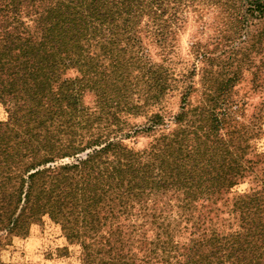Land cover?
I'll use <instances>...</instances> for the list:
<instances>
[{
    "label": "trees",
    "instance_id": "1",
    "mask_svg": "<svg viewBox=\"0 0 264 264\" xmlns=\"http://www.w3.org/2000/svg\"><path fill=\"white\" fill-rule=\"evenodd\" d=\"M218 4L225 7L231 28L220 29L213 38L216 48L224 38L247 36L250 18L262 30L264 0H220L216 8ZM147 10L144 0H0V103L14 117V128L0 124V232H5L0 236V253L7 236L24 237L44 216L64 232L74 218L86 226L90 217L103 211L101 199L106 194L115 195L109 199L111 216L120 205L133 201L144 210L150 196L162 198L168 193L169 200L179 202L176 208L183 215L193 213L201 196L228 192L253 173L255 163L244 154L248 143L260 136L264 120L256 116H264V101L254 108L250 124L241 123L243 103L232 98L240 68L219 67L209 52L198 54L200 90L193 81L194 70L179 79L162 70L157 80L148 79L146 88H140L138 97L146 101L140 105L143 109L174 89L181 90V113L168 124L158 110L144 115L148 125L142 131L117 120L106 121L104 132L97 135L60 134L69 122L54 116L75 114L83 91L72 90V100L71 83L62 80L61 72L74 66L72 56L79 58L81 43L90 40L87 49H106L101 43L115 45L120 39L123 44L137 32L134 27ZM33 15L38 18L31 19ZM224 31L227 36L218 37ZM132 91L117 97L128 111L136 112L140 106L131 104ZM95 121L73 123L90 130ZM118 131H125L121 139L112 138ZM141 132L156 136L148 151L135 152L123 144V138ZM92 147L99 149L75 164L37 168ZM262 186L253 194L263 193ZM161 210L141 217L160 218ZM214 249L218 257L226 254L221 245Z\"/></svg>",
    "mask_w": 264,
    "mask_h": 264
},
{
    "label": "rangeland",
    "instance_id": "2",
    "mask_svg": "<svg viewBox=\"0 0 264 264\" xmlns=\"http://www.w3.org/2000/svg\"><path fill=\"white\" fill-rule=\"evenodd\" d=\"M217 1L220 0H144L148 15L134 27L137 32L129 40L123 39L122 44L120 39L115 45L101 43L106 49H87L90 40L81 43L79 58L72 56L70 64L74 66L61 72L62 80L71 83L72 100V90L83 89L75 114L54 116L63 123L69 122L60 129L63 138L69 134H101L106 121L113 124L126 120L133 129L144 130L148 125V116L144 115L158 110L168 124V120L181 113V90L174 89L158 104L143 109L140 105H146V101L138 97L140 88H146L148 79L157 80L162 70H169L174 79L194 70L193 81L200 90L201 52H209L219 67L239 66L240 79L232 90V98L243 103L239 121L250 124L254 108L264 101V24L261 30L257 21L250 18L248 35L227 41L224 38L227 34L222 32L218 37L224 41L216 48L213 38L220 29L231 28L225 19V7L218 4L216 8ZM39 17H44V13ZM37 18L33 15L31 19ZM126 81L133 85H127ZM130 90H134L130 92L131 104L140 106L136 112L128 111L117 97ZM11 117L7 107L0 103V124L14 128ZM256 117L264 120V116ZM87 119L96 120L90 130L73 123ZM111 129L117 131L113 125ZM123 133L118 131L111 137L121 139ZM155 137L153 133L141 132L135 138H123V144L135 152L148 151ZM248 145L244 156L255 163L253 173L228 192L201 196L193 213L180 215L176 208L179 202L169 200L168 193L162 198L150 196L144 210L133 206V201L120 205L111 216L109 199L115 195L106 194L101 199L103 211L90 217L86 226L74 218L65 233L59 224L44 216L41 222L30 225L24 237L7 236L0 261L3 264H264V192L253 194L264 184V121L260 136ZM97 149L92 147L37 168L75 164ZM167 207H172V212H167ZM160 209V218L141 217L159 214ZM75 220L78 222L74 223ZM4 235L5 232H0V236ZM216 245L224 247L226 254L222 258L215 253Z\"/></svg>",
    "mask_w": 264,
    "mask_h": 264
}]
</instances>
